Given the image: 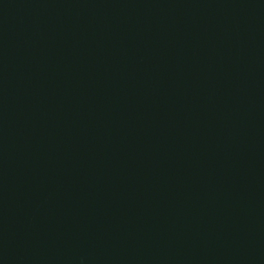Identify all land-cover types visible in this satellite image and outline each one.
I'll return each mask as SVG.
<instances>
[{
    "label": "water",
    "instance_id": "water-1",
    "mask_svg": "<svg viewBox=\"0 0 264 264\" xmlns=\"http://www.w3.org/2000/svg\"><path fill=\"white\" fill-rule=\"evenodd\" d=\"M0 264H264V0H0Z\"/></svg>",
    "mask_w": 264,
    "mask_h": 264
}]
</instances>
